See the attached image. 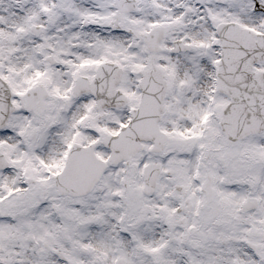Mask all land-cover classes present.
<instances>
[{"label": "snow or ice", "instance_id": "obj_1", "mask_svg": "<svg viewBox=\"0 0 264 264\" xmlns=\"http://www.w3.org/2000/svg\"><path fill=\"white\" fill-rule=\"evenodd\" d=\"M0 264H264V0H0Z\"/></svg>", "mask_w": 264, "mask_h": 264}]
</instances>
